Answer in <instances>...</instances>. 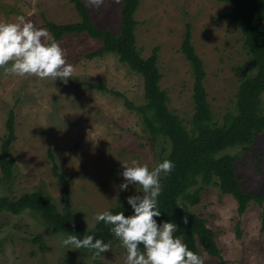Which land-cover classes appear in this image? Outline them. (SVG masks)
<instances>
[{
  "label": "rangeland",
  "instance_id": "374dc122",
  "mask_svg": "<svg viewBox=\"0 0 264 264\" xmlns=\"http://www.w3.org/2000/svg\"><path fill=\"white\" fill-rule=\"evenodd\" d=\"M81 2L86 6L84 0ZM121 2L105 0L99 8L86 7L98 27L118 33ZM231 9L225 0H140L133 14L136 47L144 58L158 48L159 85L167 93L170 112L179 116L188 130L194 112L193 76L180 48L187 25L191 43L203 62L213 122L221 124L225 114L236 111L240 82L245 75L255 73L241 30L221 17ZM19 15L47 31L46 22L80 21L69 0H0V22H15ZM56 42L75 68L67 83L5 75L0 69V145L10 110L15 115L16 135L9 149L15 162L13 178L5 181L0 171V196L17 199L40 190L63 211L65 192L53 174L50 152L58 172L69 181L71 210L80 225L91 230L96 214L124 203L129 196L143 195L139 185H129L127 191L119 189L124 182L122 165L131 166L136 160L151 170L165 160L170 144L163 137L151 139L140 116L125 107L122 97L69 83L105 86L141 105L144 89L139 74L120 63L115 54L87 58L101 42L86 34L65 35ZM261 109L264 113V94ZM220 154L235 157L236 174L246 192L264 193V132L256 134L252 144L231 147ZM200 186L199 182L190 192ZM190 210L207 221L222 250L221 258L202 251L205 264H264V203L251 201L239 214L236 199L222 194L213 184L202 188L198 203ZM237 225L240 238L236 236ZM66 236L29 210L18 215L3 212L0 264H95L88 251L63 247L60 241ZM37 237L42 244L35 241ZM109 242L111 251L102 255V262L124 264L125 250L120 241L112 235Z\"/></svg>",
  "mask_w": 264,
  "mask_h": 264
},
{
  "label": "trees",
  "instance_id": "16d2710c",
  "mask_svg": "<svg viewBox=\"0 0 264 264\" xmlns=\"http://www.w3.org/2000/svg\"><path fill=\"white\" fill-rule=\"evenodd\" d=\"M74 4L80 21L68 24L46 22L45 27L56 41L69 34H86L101 42V46L89 53L87 58L100 57L104 54H115L120 63L128 66L143 79L144 103L135 105L123 94L111 91L105 86L91 82L69 83L75 86L90 88L113 93L124 99L125 107L136 112L151 139L163 137L170 144L169 153L165 159L174 164L173 170L164 175L161 180L162 192L157 197V207L161 212L155 217L158 224L173 222L177 225L175 237L180 238L188 249L201 256L204 251L210 256L221 258L222 250L216 242V233L200 215L194 214L190 206L199 201L203 187L216 185L222 194L233 196L237 201V212L243 214L251 201L259 205L264 203V193L246 192L237 177L234 166L235 157L220 154L235 146H245L253 143L256 134L264 132V113L261 109V95L264 94V0H225L232 9L222 14V18L230 20L241 30L246 53L251 58V68L255 73L245 75L236 93L234 113H227L223 122H213V115L207 92L204 86L205 70L203 62L196 54L191 43L190 26H186L181 43V51L190 63L193 76L194 112L191 118V128L188 130L181 118L170 112L167 93L159 83L158 48L155 47L149 57H142L136 47L134 12L140 0H122L121 23L118 33L98 27L92 20L87 7L81 0H69ZM245 70L244 68H241ZM15 115L9 111L5 123L6 135L0 145V171L2 179L9 181L13 178L14 159L9 156V149L16 139ZM52 163L53 174L62 184L66 205L60 211L49 194L42 191L25 193L17 199L0 196V214L8 212L18 215L25 210L38 214L43 222L51 227L60 229L79 238L84 235H94L108 243L112 237L109 226L103 222L96 223L95 228H83L77 215L70 208L69 181L58 172L57 165L51 153H48ZM202 186L194 188L198 183ZM112 214L123 211L126 216L132 214L127 201L107 209ZM187 217L188 223H183ZM264 223V216H263ZM236 236L241 237V229L236 226ZM41 244L43 240L35 238ZM88 251L86 249H83ZM89 252V251H88ZM90 256L92 255L91 252ZM103 255V254H102ZM101 255V257H102ZM100 258L93 260L95 264H106Z\"/></svg>",
  "mask_w": 264,
  "mask_h": 264
},
{
  "label": "clouds",
  "instance_id": "9594fccd",
  "mask_svg": "<svg viewBox=\"0 0 264 264\" xmlns=\"http://www.w3.org/2000/svg\"><path fill=\"white\" fill-rule=\"evenodd\" d=\"M112 2L119 3V0ZM84 3L95 9L105 0H84ZM0 69L5 75L64 83L75 72L74 66L67 62L64 50L49 32L43 27L37 28L23 15L17 16L15 22H0ZM122 168L124 182L119 189L127 191L129 185H139L143 195L127 197L131 215L126 216L123 211L112 214L106 210L94 216L92 228L99 222L109 226L110 233L125 250L124 264H205L202 256L189 250L174 236L177 232L175 223L158 224L154 219L161 215L157 207V197L162 192L161 174H169L174 164L165 159L150 170L147 164L133 160L131 166L125 163ZM183 223H188L187 217L183 218ZM60 243L66 248L88 250L92 260L111 251V242L105 243L91 234L83 238L68 234Z\"/></svg>",
  "mask_w": 264,
  "mask_h": 264
}]
</instances>
